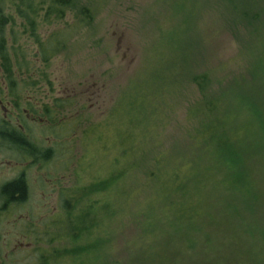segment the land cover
Returning <instances> with one entry per match:
<instances>
[{
  "label": "rangeland",
  "instance_id": "rangeland-1",
  "mask_svg": "<svg viewBox=\"0 0 264 264\" xmlns=\"http://www.w3.org/2000/svg\"><path fill=\"white\" fill-rule=\"evenodd\" d=\"M51 3L0 0L7 21L0 65L30 84L34 100L62 101V140L70 143L62 151L65 186H87L115 169L130 172L111 191L92 195L98 204L117 200L119 215L108 213L119 222L117 241L133 239L123 264H148L142 257L155 264H264V234L255 231L264 213H232L233 201L229 211L218 191L208 196L210 187L198 180L211 166L205 147L188 145L190 107L199 93L181 72L184 44L194 37L210 40L206 64L196 70L226 75L222 66L238 51L235 25L244 26L236 21L264 14V0H76L61 18L48 14ZM82 6L94 10L92 20L81 22ZM59 39V50L44 61ZM183 182L193 193L184 199ZM49 206L40 213L32 203L30 238L16 228L3 232L2 264H45L39 256L61 249L63 241L49 243L50 232L39 225L56 204Z\"/></svg>",
  "mask_w": 264,
  "mask_h": 264
},
{
  "label": "trees",
  "instance_id": "trees-1",
  "mask_svg": "<svg viewBox=\"0 0 264 264\" xmlns=\"http://www.w3.org/2000/svg\"><path fill=\"white\" fill-rule=\"evenodd\" d=\"M71 4H76V0H52L48 14L57 13L61 18L65 12L64 6ZM79 13L82 23L85 19L92 20L95 15L94 10L88 6L80 7ZM1 14L0 8V49L6 45L3 39L7 24L4 20L6 16ZM243 19L236 22H242L244 26L235 25L238 51L234 60L222 66L228 72L226 75L218 77L214 68L196 70L201 62L206 64L205 48L209 38L192 37L184 44L187 56L181 72L199 93L190 107L188 145L198 144L199 149L205 147V152L209 154L207 162L211 166L206 174L200 173L198 180L201 185L210 187L208 196H216L218 191L227 202L229 211L233 201L235 205L232 213L250 212L257 216L264 213V14L258 11L244 13ZM59 41L61 39L53 41L48 51L50 54H46L44 61H48L51 53L55 54L59 50ZM46 44L48 42L44 41L41 46L47 49ZM3 59L9 61L7 57ZM188 145L186 143L182 147L180 143V148L185 149ZM126 170L115 169L107 178L80 188L76 203L73 206L67 205L68 212L63 220L62 232L53 230L48 234L49 243L63 241L61 249H53L39 256L40 260L45 259L43 263L125 262L127 255L133 253L125 245L133 239L124 238L120 240L122 243L117 241L120 237L119 222L114 218L111 220L112 214L119 215L114 204L117 200L99 205L96 200L92 201V195L102 193L109 187L111 191L124 174H130ZM188 185L183 182L178 186L181 191L178 193L179 198L184 199L193 194L192 186ZM118 201L122 202L119 197ZM181 212L189 214L193 211L184 207ZM255 231L264 234V226H255ZM145 258L147 261L143 257L139 259L141 263L155 264Z\"/></svg>",
  "mask_w": 264,
  "mask_h": 264
},
{
  "label": "flooded vegetation",
  "instance_id": "flooded-vegetation-1",
  "mask_svg": "<svg viewBox=\"0 0 264 264\" xmlns=\"http://www.w3.org/2000/svg\"><path fill=\"white\" fill-rule=\"evenodd\" d=\"M1 55L2 58L7 56L2 53ZM16 71L20 74L18 69ZM29 86L25 79L20 83L18 74L16 77L11 68L0 65L2 251L6 244L3 232L9 234L16 228L22 230L25 239L26 236L30 238L32 203L40 213L49 210V204H56L54 210L51 208V217L48 218V212L47 215L39 216V225L43 226V233L48 234L53 230L62 232L63 220L68 212L67 205L73 206L79 197L80 188L64 184L62 151L64 145L70 143L64 144L63 141L65 126L64 120L59 116L62 101L57 98L53 104H48L46 101L34 100ZM70 100L72 102L74 98ZM70 125L74 127L75 123ZM33 197L35 198L32 201ZM2 263L0 260V264Z\"/></svg>",
  "mask_w": 264,
  "mask_h": 264
}]
</instances>
